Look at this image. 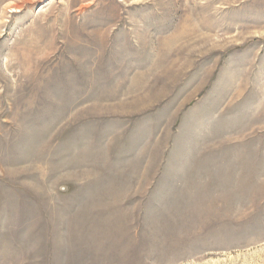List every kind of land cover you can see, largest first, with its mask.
Instances as JSON below:
<instances>
[{"label": "rangeland", "instance_id": "374dc122", "mask_svg": "<svg viewBox=\"0 0 264 264\" xmlns=\"http://www.w3.org/2000/svg\"><path fill=\"white\" fill-rule=\"evenodd\" d=\"M0 264H264V0H2Z\"/></svg>", "mask_w": 264, "mask_h": 264}, {"label": "bare ground", "instance_id": "6f19581e", "mask_svg": "<svg viewBox=\"0 0 264 264\" xmlns=\"http://www.w3.org/2000/svg\"><path fill=\"white\" fill-rule=\"evenodd\" d=\"M1 1H2V0H1ZM1 1H0V2H1ZM13 7H15L16 9L18 8L17 5H14Z\"/></svg>", "mask_w": 264, "mask_h": 264}]
</instances>
